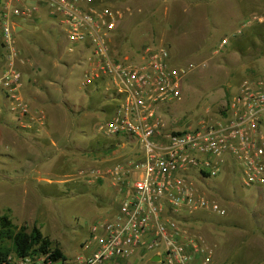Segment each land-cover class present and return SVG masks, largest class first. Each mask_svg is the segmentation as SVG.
<instances>
[{
    "label": "built area",
    "instance_id": "1",
    "mask_svg": "<svg viewBox=\"0 0 264 264\" xmlns=\"http://www.w3.org/2000/svg\"><path fill=\"white\" fill-rule=\"evenodd\" d=\"M0 5V95L9 101L20 125L28 127L25 118L36 115L20 95L23 72L17 65L22 52L16 27L20 19L45 8L69 41L70 52L85 55L81 84L89 87L101 81L115 101L99 131L134 138L140 146L127 162L90 171L96 181L117 189L119 208L92 227V239L80 245L82 252L71 258L52 251L11 253L0 264H118L148 255H159V264H212L214 247L194 230L191 219L200 214L223 216L225 209L195 178L218 176L227 166L236 169L235 164L243 187L264 190V79L243 81L227 103L225 116L182 123L168 108L183 97L188 68L174 65L164 46L144 48L141 58L114 54L110 41L123 19L121 10L100 0H0ZM228 42L224 38L220 46Z\"/></svg>",
    "mask_w": 264,
    "mask_h": 264
},
{
    "label": "rangeland",
    "instance_id": "2",
    "mask_svg": "<svg viewBox=\"0 0 264 264\" xmlns=\"http://www.w3.org/2000/svg\"><path fill=\"white\" fill-rule=\"evenodd\" d=\"M101 1L103 5L123 12L120 26L110 41L114 54L141 58L144 48L164 46L170 51L174 65L188 68L183 79V97L168 108L170 116L181 119L182 123L188 120L192 123L202 119L210 121L225 116L227 103L243 81L264 79V17L259 15V20H254L252 13L258 10L255 0ZM26 32L17 34V42L27 41ZM224 38L229 42L221 47ZM84 69V66L76 68L67 84L71 89L74 87L78 95L81 92L82 98L89 104L101 93L97 87L81 86ZM103 102L106 106L112 104L110 99ZM85 126L87 133L81 139H85L90 153L86 150L73 151L79 160L72 166L64 165L68 162V153H65L63 163L58 166L48 164L50 168L46 167L42 173L35 174L32 184L19 181L16 175L19 167L16 164L14 167H4V163H1L0 167V216L8 214L14 225H26L28 231L34 225L39 227L52 242V248H58L69 258L83 251L80 245L92 239V227L104 222L99 215L105 211L108 216H113L118 208L119 198L115 199L114 188L108 183L99 179L88 185L83 181L87 179L86 172L97 166L89 158L90 155L103 153L106 156L109 152H116L106 163H98L99 168L106 169L114 162H127L140 150L134 138H130V141L119 138L123 146L104 151L113 142L112 138L94 132L91 125ZM5 164L9 162L6 160ZM233 166L237 170L229 167L230 175L223 169L215 177L195 178L198 187L216 198L225 209L223 216L200 214L196 215L197 219L219 220L226 228H234L232 226L235 224L240 226L235 212L240 204L238 199L241 195L256 191L254 186L241 185V170L235 164ZM222 188L225 191L222 190L223 195ZM250 212L247 210L251 218ZM205 215L207 218H204ZM248 221H241L239 229L242 230ZM249 222L255 226L254 232H264V221ZM11 243L10 239L0 238V249L10 247ZM250 249L249 246H242V249L240 246V249L230 252L229 263L264 264V252L255 253ZM239 251L246 255L236 262L235 255ZM118 264L159 263L153 262L152 256L148 255L142 259L135 256Z\"/></svg>",
    "mask_w": 264,
    "mask_h": 264
},
{
    "label": "crops",
    "instance_id": "3",
    "mask_svg": "<svg viewBox=\"0 0 264 264\" xmlns=\"http://www.w3.org/2000/svg\"><path fill=\"white\" fill-rule=\"evenodd\" d=\"M256 1L258 10H254L252 15L264 17V0H255V3ZM0 18H2L1 5ZM16 30L17 34L25 33L27 30V41L18 42L22 56L17 66L23 72L20 95L30 105L31 113L36 116L25 118L28 127H22L19 123L21 119L10 112L9 101L4 95H0V159L6 158L5 161L0 160V167L1 163H4L2 165L4 167L6 165L14 167L16 164L19 167L18 174H16L19 181L32 184L34 175L42 173L46 167L50 168L48 164L58 166L63 163L65 153H68L69 159L67 158L68 162L64 165L75 164L79 160V157L74 156V152L86 150L90 153L85 139L83 141L81 139L87 133L84 130L85 124L91 125L94 132L106 136L99 131L98 127L112 115L115 101L110 97L111 94L107 93L101 81L89 86L90 88L97 87V91L101 93L89 104L82 98L81 92L78 95L75 88L71 89L67 84L76 68L81 66L86 68L85 55L80 51L75 54L70 52L69 41L62 30L49 18L45 8H41L39 12L27 19H20ZM2 56L3 48L0 38V71L3 66ZM106 99L112 100V104L106 106L103 102ZM74 131L77 132L73 133ZM106 138H112L113 142L104 151L121 144L119 138L108 136ZM71 152L73 155L70 154ZM92 152L95 151L92 150ZM110 153L106 156L103 153L88 156L94 165H97L92 169L99 168L100 163H106L116 152ZM6 160L9 164H5ZM228 169L227 166L225 171L230 175L231 172ZM91 170L85 174L87 179H83L88 185L96 182L95 178L90 176ZM116 190L114 188L115 199L118 198ZM255 191L254 195L246 193L238 199L240 204L235 212L238 216L236 221H240L238 223L240 226L235 224L232 226L234 228L230 226L226 228L219 220H202L197 219L196 216L191 219L194 230L203 235L206 241L214 247L212 264H230L229 253L240 249V246L241 249L242 246L244 248L249 246L250 250L255 253L264 252V232L262 234L254 232L255 226L249 222L264 221V190L255 188ZM118 208L114 209L116 213ZM247 210L251 211V218L247 215ZM99 217L105 220L111 216L104 211ZM245 220L249 221L240 230L241 221ZM219 236L221 240L218 239ZM243 255L246 254L239 251L235 255V261H239Z\"/></svg>",
    "mask_w": 264,
    "mask_h": 264
},
{
    "label": "trees",
    "instance_id": "4",
    "mask_svg": "<svg viewBox=\"0 0 264 264\" xmlns=\"http://www.w3.org/2000/svg\"><path fill=\"white\" fill-rule=\"evenodd\" d=\"M0 238H7L12 242L10 247L4 246V249H0V263L11 253L25 255L32 251H52L56 256L64 255L58 248H52V242L43 235L39 227L34 225L30 231L26 225L18 227L8 214L0 216Z\"/></svg>",
    "mask_w": 264,
    "mask_h": 264
},
{
    "label": "water",
    "instance_id": "5",
    "mask_svg": "<svg viewBox=\"0 0 264 264\" xmlns=\"http://www.w3.org/2000/svg\"><path fill=\"white\" fill-rule=\"evenodd\" d=\"M152 261H153V262H159V261H160V257H159V255H155V256H153V257H152Z\"/></svg>",
    "mask_w": 264,
    "mask_h": 264
}]
</instances>
